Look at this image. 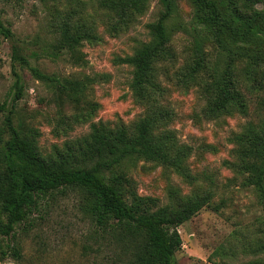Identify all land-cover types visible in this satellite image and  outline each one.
Here are the masks:
<instances>
[{
    "label": "rangeland",
    "instance_id": "1",
    "mask_svg": "<svg viewBox=\"0 0 264 264\" xmlns=\"http://www.w3.org/2000/svg\"><path fill=\"white\" fill-rule=\"evenodd\" d=\"M100 1L0 0V18L12 33L11 39L0 35V104L6 103L0 131L12 110L13 125L43 159L81 165L92 126L131 130L149 111L169 110L172 116L160 129L173 132L185 147L184 174L156 161L126 166L137 193L157 198L162 206L204 198L198 214L178 228L182 246L174 264H264V195L241 172L234 141L246 125L264 124V85L254 83L261 81L264 65H250L254 55L264 56V41L252 45L234 31H206L193 24L191 0H177L166 23L169 56L156 63L160 91L143 102L133 95V68L123 59L150 40L147 25L159 19L163 8L159 0H150L142 14L124 21ZM215 1L253 10L249 0ZM254 9L264 11V3L255 2ZM67 32L80 37L70 50L62 48ZM195 43L201 44L207 67L184 84L180 80L196 59ZM14 48L30 65L79 89L60 90L36 80L27 67L13 62ZM240 54L230 70L244 110L211 117L206 85L212 72L224 70L229 55ZM12 67L21 77L18 101ZM83 202L80 193L71 191L41 206L17 227L20 258L8 256L0 264H119V250L94 237Z\"/></svg>",
    "mask_w": 264,
    "mask_h": 264
},
{
    "label": "trees",
    "instance_id": "2",
    "mask_svg": "<svg viewBox=\"0 0 264 264\" xmlns=\"http://www.w3.org/2000/svg\"><path fill=\"white\" fill-rule=\"evenodd\" d=\"M45 2L48 0H40ZM57 1V0H52ZM150 0H101L104 10L117 14L126 21L142 14ZM177 0H159L163 11L159 19L147 25L150 40L141 44L131 57L123 61L133 68L130 88L134 97L147 102L152 94L159 93L155 82L156 63L169 56V34L166 23L174 12ZM194 9L193 24L202 26L215 35L225 30L234 31L241 41L257 45L264 41V11L254 9L244 12L231 2L219 5L215 0H191ZM186 31L187 28L183 27ZM196 31V28L194 29ZM0 35L11 39L12 33L0 18ZM80 37L63 34L62 48L70 50ZM193 65L180 80L186 84L195 81L206 70L201 44H194ZM229 55L221 72H212V80L205 90L210 91L208 115L218 117L233 111L243 112L244 102L235 88L231 67L234 57ZM249 57V55H248ZM12 60L27 67L32 76L60 90H78L79 84H64L57 75H47L13 49ZM250 60V59H249ZM264 65V56L254 55L250 65ZM14 75V100L22 97L21 77L12 67ZM261 81H264V67ZM259 80L254 83L264 85ZM6 112V103L0 104V114ZM13 111L7 112L5 129L0 131V259L20 258V248L15 243L17 227L25 224L34 212L49 201L75 191L83 197V209L89 216L95 238L119 250V264H174V255L180 250L182 240L178 228L196 216L204 198L184 201L182 206H162L157 198L137 193L135 181L127 175V163L139 160L156 161L183 175L182 164L186 152L173 136L161 130L172 114L169 110L154 109L139 120L131 130L115 131L103 126H92L81 165L51 162L43 159L13 125ZM237 155L242 173L249 175L250 183L264 195V124L246 125L236 134ZM5 242V243H4Z\"/></svg>",
    "mask_w": 264,
    "mask_h": 264
}]
</instances>
